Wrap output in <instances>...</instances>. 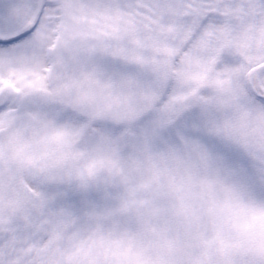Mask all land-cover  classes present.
Instances as JSON below:
<instances>
[{
  "label": "snow or ice",
  "instance_id": "6c2138e0",
  "mask_svg": "<svg viewBox=\"0 0 264 264\" xmlns=\"http://www.w3.org/2000/svg\"><path fill=\"white\" fill-rule=\"evenodd\" d=\"M0 264H264V0H0Z\"/></svg>",
  "mask_w": 264,
  "mask_h": 264
}]
</instances>
